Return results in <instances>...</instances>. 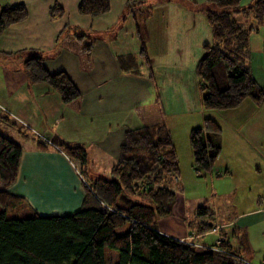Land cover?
Masks as SVG:
<instances>
[{"label":"trees","instance_id":"1","mask_svg":"<svg viewBox=\"0 0 264 264\" xmlns=\"http://www.w3.org/2000/svg\"><path fill=\"white\" fill-rule=\"evenodd\" d=\"M125 6L124 14L135 19L143 63L135 66L123 60L122 65L130 66L133 73H140V67L145 66L152 80L145 22L153 1L127 0ZM110 8V0H81L78 4V12L90 17L106 14ZM199 8L212 30V43L204 46V55L196 65L203 108L237 109L247 99L262 106L264 87L251 69L250 39L264 27V0H254L248 6H243L242 0H205ZM50 14L61 16L63 9L56 4ZM27 17L25 4L5 6L0 12V36ZM96 41L90 33L75 32L61 37L58 45L78 57L83 72H90ZM23 66L31 84H48L65 106L80 110L82 93L66 72L50 73L38 54L25 59ZM135 110L142 126L125 133L111 177L85 184L81 209L69 215H39L24 198L7 192L17 180L23 150L21 144L0 132V264H106L107 247L119 252L118 264H251L225 237L215 246H204L196 237L181 240L160 231V220L171 215L177 203L171 184L179 183V160L160 100L141 103ZM0 118L9 117L0 113ZM14 125L25 129L17 122ZM220 132L212 117L191 129L189 143L196 172L214 170L222 151ZM37 140L41 147L53 145L65 152L80 173L85 171L83 146L38 136ZM208 212L205 206L198 208L199 214ZM214 227V223L203 222L195 235Z\"/></svg>","mask_w":264,"mask_h":264},{"label":"crops","instance_id":"2","mask_svg":"<svg viewBox=\"0 0 264 264\" xmlns=\"http://www.w3.org/2000/svg\"><path fill=\"white\" fill-rule=\"evenodd\" d=\"M80 1L0 0V12L7 5L21 3L28 9L25 21L11 25L0 36V113L9 117L0 118V132L21 144L23 150L17 180L7 192L24 198L42 216L76 213L86 196L85 184L99 177L109 178L125 133L142 126L135 110L137 105L160 100L176 153L175 132L184 136V147L189 149L190 143L185 142L189 132L210 117L201 104V95L197 96L194 90L197 75L192 79L204 46L212 43L210 24L199 8L205 0H135L153 1L145 22L152 80L148 79L145 66L140 67V73H133L130 66L122 65L123 60L135 66L143 63L134 16L124 14L127 0H110V11L96 17L80 14ZM253 1L242 0V5ZM56 4L63 14L53 18L50 10ZM75 32L97 37L90 72H83L78 57L58 45L61 37ZM37 54L42 55L50 73L66 72L82 93L78 112L65 106L48 84L29 82L23 64ZM252 104L258 111L264 105ZM14 122L25 129L16 127ZM37 136L49 142L83 146L87 153L85 171L80 173L65 152L55 146L41 147ZM219 139L222 153L221 136ZM219 160L220 156L217 163ZM217 163L211 173L217 171L215 174L222 176L224 170L226 177L232 175L230 165L222 169ZM255 166L258 172L262 171ZM179 175L180 183L181 171ZM261 198L237 217L263 213ZM233 225L236 227L237 221L218 222L213 230L195 237L204 240L218 233L217 226Z\"/></svg>","mask_w":264,"mask_h":264},{"label":"rangeland","instance_id":"3","mask_svg":"<svg viewBox=\"0 0 264 264\" xmlns=\"http://www.w3.org/2000/svg\"><path fill=\"white\" fill-rule=\"evenodd\" d=\"M263 40L264 27H261L250 39V65L254 76L264 86ZM195 72L196 70L193 73V81L197 78ZM197 80L194 90L199 96V79ZM256 108L251 100L247 99L237 109L205 111L208 116L216 119L221 127L223 152L217 165L222 169L227 165L231 166L233 173L227 177L224 170L222 176L215 174L217 171L201 174L196 172L192 148L190 145L189 149L184 147V136L175 132L174 141L181 178L180 183L173 182L171 188L177 194V203L172 214L160 220L159 229L173 238L187 236L192 239L203 222L216 224L237 221L238 228L235 225L217 226L215 231L218 233L200 240L201 243L204 246H215L225 237L231 242L234 251L251 264H264V210L254 216L246 214L241 218L237 217L242 210L255 206L257 198L262 197L264 202V105L260 111ZM203 123L200 125L203 126ZM249 132L252 134L249 135ZM186 141L189 143V135ZM255 165L260 166L262 171L258 172ZM203 206L207 207L209 212L199 214L198 208ZM261 207L264 208V204ZM105 254L106 264H118V251L107 247Z\"/></svg>","mask_w":264,"mask_h":264},{"label":"water","instance_id":"4","mask_svg":"<svg viewBox=\"0 0 264 264\" xmlns=\"http://www.w3.org/2000/svg\"><path fill=\"white\" fill-rule=\"evenodd\" d=\"M211 225V224H210Z\"/></svg>","mask_w":264,"mask_h":264}]
</instances>
